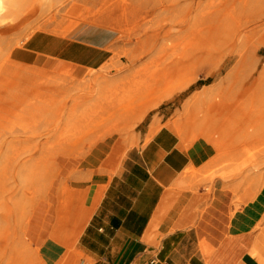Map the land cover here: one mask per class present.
Masks as SVG:
<instances>
[{
  "label": "rangeland",
  "instance_id": "rangeland-1",
  "mask_svg": "<svg viewBox=\"0 0 264 264\" xmlns=\"http://www.w3.org/2000/svg\"><path fill=\"white\" fill-rule=\"evenodd\" d=\"M27 1L31 4L27 5L31 11L22 23L0 35V148L4 147L3 152L9 147H14L17 152L35 148L38 159L43 150L53 154L54 149H65L57 161L48 163V195L42 194L44 190L30 194L20 177L16 179L19 186L14 197L0 192V202L2 198L7 199V206L13 204V208H19V211L30 206L38 211L37 208L45 204H50L49 208L53 209L62 184L69 190L89 193L88 181L81 175V162L90 150L108 137L125 140L128 147L138 145L139 139L135 136L137 123L130 122L133 110L140 102L176 87L192 73L195 76L193 82L175 91L145 117L152 116L169 124L175 119L185 120L180 117L187 112L192 123L186 122L183 133L172 128L186 143L201 138L208 140L201 132L207 120L204 111L218 100L222 88L230 86L226 79L230 70L241 62L238 78L245 79L253 71L254 77L258 76L264 68V46L257 45L264 33V0H260L257 6L252 0L244 11L237 7L244 0H195L188 16L185 14L186 6L192 0H158V9L149 15L136 9L142 2L152 6L154 0ZM199 2L202 5L198 8ZM164 7H172L173 12H162ZM209 11H215L211 24H221L215 31L197 32L196 28L203 26L198 21L200 15ZM181 21L185 26L175 50L169 52L168 58H161V44L155 47L151 35L161 28H164L162 32L172 30L174 26L179 29ZM118 25L124 31L113 36L111 30ZM87 28H93L95 41L103 40L108 44L107 60L95 69L82 70L76 65L60 64L22 65L14 58V50L22 47L23 41L36 33L68 35L74 32L72 36L85 39L82 33ZM235 32H240L242 57L224 55L212 61L194 57L222 36ZM176 58H182L185 63L173 66L169 74L164 75L162 68L165 63L172 66ZM68 79H73L74 84L80 87L72 99L61 89L39 95L23 86L41 82L54 86ZM13 83L21 87L13 99L15 105L11 106V98L3 95ZM250 85L251 81H248L246 86L250 88ZM254 91L251 88L247 95ZM112 106L124 107L126 111L122 116L112 117L109 111ZM228 114L222 112L216 122L221 123ZM35 117L42 121H34ZM252 119L260 121L256 134L238 140L210 171H198L190 176L189 184L194 191L204 187L210 194L215 187L223 185L236 209L243 203L260 200L262 219L256 228L264 249V112L252 116ZM114 125H118L120 131L101 138ZM35 166L31 168L35 169ZM2 168L4 164L0 163V187L5 185L7 188L9 181L3 180ZM22 169L24 167H18L21 174L26 172ZM3 210L0 204V216ZM46 216L34 218L29 226L18 224L20 228H16L12 221L0 225V264H39L33 252L47 238L50 223Z\"/></svg>",
  "mask_w": 264,
  "mask_h": 264
},
{
  "label": "crops",
  "instance_id": "crops-1",
  "mask_svg": "<svg viewBox=\"0 0 264 264\" xmlns=\"http://www.w3.org/2000/svg\"><path fill=\"white\" fill-rule=\"evenodd\" d=\"M92 30H83L85 39L36 33L14 58L95 69L107 60L108 44L95 41ZM135 136L139 144L132 147L108 137L81 162L88 198L106 188L77 242L78 264H262L252 254L262 248L261 201L236 209L223 185L212 194L190 187L187 170L205 166L216 154L213 144L186 143L152 116L137 124Z\"/></svg>",
  "mask_w": 264,
  "mask_h": 264
},
{
  "label": "bare ground",
  "instance_id": "bare-ground-1",
  "mask_svg": "<svg viewBox=\"0 0 264 264\" xmlns=\"http://www.w3.org/2000/svg\"><path fill=\"white\" fill-rule=\"evenodd\" d=\"M158 0H154L153 5L146 2L139 4L136 9L137 12L144 11L149 15L155 12L160 3ZM186 6V16L192 13V8L194 7L195 0ZM253 2L252 0H244L238 4V9L244 11ZM260 0H254L256 6ZM31 5L27 0H0V35L6 33L12 29H16L23 21V18L31 11L27 6ZM202 3H198V8L201 7ZM142 7V8H141ZM162 12H173L172 7H164ZM215 12V11H214ZM214 12L209 11L203 15H200L199 22L203 25L200 28H196L197 32L215 31L218 25L211 24ZM256 12V10H254ZM258 16V11L256 13ZM264 14V13H263ZM264 20V18L262 19ZM209 23V25H206ZM179 25V24H178ZM184 22H180L179 29L175 26L173 29L164 31V28L159 29L160 31H154L151 35L153 39L154 46L157 47L161 44L159 52L162 57L168 58L169 52L174 51L177 42L180 40V35L183 32ZM192 27H189L191 31H194ZM124 30L121 25L116 26L111 33L113 36L119 35ZM30 38L27 37L26 40ZM116 37V39H118ZM240 32H235L231 35H224L217 41H215L211 46L206 47L200 52L196 53L194 57L199 60L212 61L220 56H240L242 57V49L239 41ZM23 41L22 44H24ZM105 42V41H104ZM257 45L264 46V33L257 42ZM168 56V57H167ZM172 66H165L162 68V73L164 75L169 74L173 66H181L185 63L182 58H176L172 62ZM241 62H239L235 67H233L228 73L226 79L230 83L229 87H224L218 94V100H214L211 105H209L205 112L207 115L206 126L201 130L202 135L208 139V141L213 144L216 150L215 156L202 168H191L187 170L189 176L196 175L198 171L208 172L210 171L216 163L229 152L230 149L234 147V144L245 137H250L259 130L260 121L258 119H252V116H256L258 113L264 112V68L258 73V76L254 77L255 71L244 77L245 79L238 78V74L241 70ZM195 80L194 74H190L184 78L176 87L167 89L159 96L142 101L139 103L138 107L133 110L131 118V123H139L146 114L153 108L157 107L162 101L172 95L175 91L182 90L186 88L191 82ZM251 81V87H247V82ZM25 90L33 91L39 95L47 94L51 91H58L59 89L64 90L68 98L72 99L75 94L80 90V87L74 84L73 79L65 80L59 85L50 86L45 82L23 85ZM20 84H11L9 89L6 90L3 97L11 98V106L15 103L13 99L18 96V88ZM255 90L251 95H247L251 90ZM223 109V111H222ZM239 112H236V111ZM110 116H122L126 109L124 107H110ZM222 112H229L227 119L223 120L221 123H217V117L221 115ZM235 113H240L236 115ZM180 119H175L168 125L178 130V132L183 133V126L189 121L188 113H184ZM37 117H35L36 119ZM38 117L34 121L41 122L42 120ZM215 122V123H214ZM187 123V124H188ZM264 129V125L262 126ZM120 128L118 125L112 126L108 129L102 136L107 137L113 133L119 132ZM3 146L0 148V161L4 164L2 171L4 172L3 180H8L9 185L5 188V185L0 187V192L2 194L9 195L10 198L15 196V192L18 189V184H16V179L21 178V183L24 188L29 191L30 194L35 195L36 193L48 195V184L46 176L48 174V163L51 160L57 161L62 154L64 147L54 149L52 153L43 150L41 157L36 158L37 150L32 148L24 150L22 152H17L14 147H9L6 152H3ZM60 151V152H59ZM36 165L35 169L31 166ZM22 166L26 172L21 174L18 167ZM31 168V169H30ZM200 169V170H199ZM2 180V181H3ZM106 185H101L94 195L88 198L86 191H72L69 190L64 184L59 188L57 195V204L54 208H49L50 204L42 205L41 208L30 206L27 209L19 211V208L14 209L13 204L7 206V199L1 200L0 204L3 206L4 210L0 216V225L3 223L14 222L16 228H20L21 224L30 225L34 218L41 219L43 216L47 217L50 223L47 232V238L42 243V245L36 249L33 254L36 255V259L39 264H78L82 257L81 251L77 248V242L85 230L86 225L91 219L95 209L100 202ZM1 199V194H0ZM49 202V201H48ZM37 212V213H36ZM19 224V225H18ZM18 225V226H17ZM253 256L257 257L258 260L264 264V256L262 253V248L254 249L252 251Z\"/></svg>",
  "mask_w": 264,
  "mask_h": 264
}]
</instances>
